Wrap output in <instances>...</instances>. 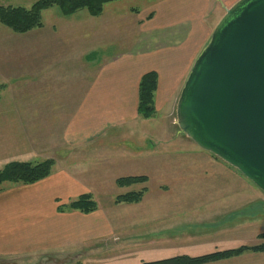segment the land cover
I'll return each instance as SVG.
<instances>
[{
    "label": "crops",
    "instance_id": "crops-1",
    "mask_svg": "<svg viewBox=\"0 0 264 264\" xmlns=\"http://www.w3.org/2000/svg\"><path fill=\"white\" fill-rule=\"evenodd\" d=\"M235 1L152 0L142 10L126 16L133 32L126 33V43L119 52L104 50L102 43L82 54L75 34L59 33L54 27H50L51 32L41 28L0 33V84L5 85L0 95V148L10 141H20L22 148L15 155L18 158L10 161H54L51 173L43 179L0 185V258L64 252L74 257L60 264H95L85 262L83 249L95 244L98 248L102 242L105 248L115 251L114 256L123 259L120 264L159 260L156 256L170 258L179 255L174 253L179 247L189 248L180 242L192 225L223 217L227 200L240 203L242 189L233 192L227 179L194 177V155L206 154L195 146H186L178 153L182 157L175 153L177 157L172 156L178 152L175 146L159 147L162 132L157 138L148 137L140 148L126 146L120 152L126 153V158L140 155L145 160L140 168L126 162L124 176L147 177L142 185L123 188L140 186L147 191L143 201L128 204L138 208L126 211V225L115 226V215L97 202L96 209L88 213L69 208L68 204L83 194H91L95 200V186L103 180L114 182L122 175L113 173L124 166L110 163L115 157L109 156L99 168L103 170L94 175L77 158L73 161L70 157V161L57 155L63 153V146L82 152L86 145L110 133L121 131L119 135L127 138L138 121L146 120L138 115L137 106L139 81L148 71L157 73L155 114L151 118L161 110L171 117L194 60L225 9ZM59 19L76 21L73 17ZM104 39H109L105 43L109 46L114 34L107 32ZM55 121L60 123L55 128L56 137L52 132ZM180 134L177 127L167 134L166 141ZM102 172L112 176L104 178ZM154 176L159 177L161 192L148 196L155 198L146 202L152 199L147 197L152 195L147 185ZM234 180L247 181L242 176ZM249 183L258 195V188ZM196 184L204 193H195ZM163 185L171 186L163 189ZM204 209L206 213H202ZM141 217L143 220L136 223ZM144 217L160 219V225L145 223ZM136 256L138 260L133 262Z\"/></svg>",
    "mask_w": 264,
    "mask_h": 264
},
{
    "label": "rangeland",
    "instance_id": "rangeland-1",
    "mask_svg": "<svg viewBox=\"0 0 264 264\" xmlns=\"http://www.w3.org/2000/svg\"><path fill=\"white\" fill-rule=\"evenodd\" d=\"M35 1L36 0H0V5L22 6L28 8ZM151 1L152 0H111L104 4L103 11L98 16H91L86 9L78 10L77 12L69 16H63L57 7H52L42 12V26L39 28H34L32 30L47 28V31L51 32L50 27H54L56 32L75 34L80 44L79 52L82 54L90 52L92 49L97 48L102 43H104V50L108 52H119L123 49V45L126 43V33L130 34L131 32H133V30H130L129 24H126V16L129 15L130 12L132 13L134 11L142 10L145 5L149 4ZM70 17H73V19H76V21L70 22L62 21V19H59ZM90 20L92 22H90ZM3 32L18 33L0 23V33ZM96 32L99 33V35H96ZM107 32L110 36L112 35V33L114 34L113 44H109V46H106L105 44L109 39H104L105 35H107ZM102 34L104 35V37L102 36ZM102 39H104L105 41H103ZM96 52L97 54L100 53L98 51ZM174 120H176L175 107L171 117L165 110H161L156 114V117L154 119L147 118L145 121H138V125L131 129V132L127 135V138H123L122 135H119L121 131L117 135L110 133L91 143V145H86L85 148L81 149L82 152H78V149L73 148L65 150L66 147L63 146V153L57 155H61L63 156L62 159H67L70 161L71 159H68L70 157L73 158V161H75V159L77 158L76 160H80L85 163V167L89 170V173L92 171L91 173L94 175L97 170H103L99 169L101 164L104 163L109 156H112V158L115 157V159L110 161V163L113 164L114 162V164H121L122 166H124L122 171L116 169L113 175L121 174L123 177H125L124 175L126 174L124 173H126V162L134 165L136 168H140L144 166L145 160L140 157V155H137L138 157L134 158H126V153H123L122 155L120 154V152H122L124 148L126 150V146L140 148L147 143L148 137L157 138L158 135L162 134L163 132V135L161 137L163 141L159 147L164 148L165 146L170 145L175 146L178 152H173L171 154H178L181 148H186V146H195L197 150H201L202 154H206V157L199 156L197 154L194 155L192 168L195 178L212 176L225 178L229 183H231L229 189H232L233 192L237 189H242V192L244 193V196H242L240 203L238 202V200H227L225 209V211H227L225 212L223 217L220 216L214 218L209 222H204L202 225H192L190 229H187L186 233H188V236L186 235L185 239H183L182 241L180 240V243L189 245V248L182 250L179 247V251H175L174 253H177L179 255H203L214 251L237 248L239 246L253 247L263 244L264 193L258 188V195H254L255 193L250 185H247L250 182L249 184L255 186L251 181H249L247 178V181H243L242 183H240V181L238 180H234L238 176H242L243 178L245 177L235 168L223 162L215 155L199 148L191 139H189L181 132L179 137L174 136L171 141L167 142V134L178 127L177 124H172ZM52 125V132L56 137L55 128H58L60 126V123L56 124L55 121L52 122ZM60 147H62V145H60ZM20 148H22L20 141H10L4 149L0 148V165L12 160L11 158L13 157L18 158L15 155L17 153L16 150H21ZM175 154L172 156H175ZM180 156L181 154H178V157ZM213 162H215V165ZM97 175L99 176L100 174ZM101 176H104V178H110L112 174H105L102 172ZM117 179L118 178H116L114 182L103 180L101 181L100 185H96L95 187L97 189V194H94L96 196L94 197L96 201H94L95 203L97 202L104 210L108 209V213L113 216L115 215V226H121L123 225V223L126 225V211L138 208L137 205L128 204H136L143 201L144 195L147 190L145 188L141 200L136 203H116L115 199L117 195L124 194L128 190L138 191L142 189L140 188V186H136L134 188H123V186H118L116 184ZM158 182H160L159 177L154 176L148 183L147 187L151 190L152 195H147V197L153 196L158 191L161 192ZM140 185H142V183H140ZM170 186L171 185H163L161 187H163V189L165 187V189H170ZM199 188H201V186L196 184L195 193H204L203 189ZM148 198L152 199H147L146 202L154 201L155 197ZM242 203L243 205L245 204V206H243L241 209H233ZM204 212L206 213L207 210L204 209L202 213ZM144 218V220H146L145 223L160 225V219H151L152 217ZM142 220V217L137 218L135 222L139 223ZM179 231V233L182 234V231ZM102 243H100V246L98 248L97 244L84 247V255L87 258L85 262H93L95 264H120L123 259L119 258L118 255L114 256L113 254L115 253V251L113 249L105 248V245ZM92 246L96 249L91 250L92 248L90 247ZM164 246L171 247L170 243H164ZM91 251L92 253L90 255L89 253ZM80 252H82V250ZM70 257L73 258L74 254L70 255L64 252L60 254L46 253L44 255L32 257H14L5 259L0 258V264H60L64 263L68 259H71ZM156 257L157 258H154H166L165 256ZM137 258V256L134 257L133 262H136L138 260ZM204 264H264V251L246 250L239 255L220 259L217 261L207 262Z\"/></svg>",
    "mask_w": 264,
    "mask_h": 264
},
{
    "label": "water",
    "instance_id": "water-1",
    "mask_svg": "<svg viewBox=\"0 0 264 264\" xmlns=\"http://www.w3.org/2000/svg\"><path fill=\"white\" fill-rule=\"evenodd\" d=\"M175 116L182 134L264 193V0L225 9L188 72Z\"/></svg>",
    "mask_w": 264,
    "mask_h": 264
},
{
    "label": "trees",
    "instance_id": "trees-1",
    "mask_svg": "<svg viewBox=\"0 0 264 264\" xmlns=\"http://www.w3.org/2000/svg\"><path fill=\"white\" fill-rule=\"evenodd\" d=\"M111 0H36L30 7L22 6H2L0 5V23L9 27L14 32L24 33L34 28L42 26V12L57 7L63 16H69L81 9H86L91 16H98L103 11L105 3ZM157 84V73L148 71L143 74L138 86V115L142 118H151L155 114L154 91ZM5 88L0 84V95ZM54 162L51 159H45L37 162L30 161H10L0 169V185L9 183H34L47 177L51 171ZM147 177L144 175L125 176L116 180L118 186H130L137 183H144ZM145 187L138 191H128L116 196V203H136L141 200ZM69 208L81 212H91L97 207L91 194H83L76 200L68 204ZM264 236V235H263ZM246 250L264 251V243L253 246H239L237 248L214 251L211 253L189 256L177 255L170 258L159 259L141 264H204L239 255Z\"/></svg>",
    "mask_w": 264,
    "mask_h": 264
}]
</instances>
